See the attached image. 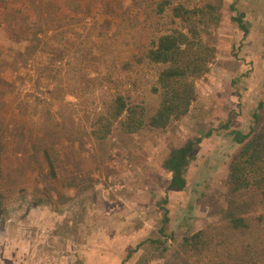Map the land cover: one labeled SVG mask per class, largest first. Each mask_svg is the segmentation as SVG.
<instances>
[{
    "label": "rangeland",
    "instance_id": "1",
    "mask_svg": "<svg viewBox=\"0 0 264 264\" xmlns=\"http://www.w3.org/2000/svg\"><path fill=\"white\" fill-rule=\"evenodd\" d=\"M169 1L191 8L205 0ZM232 2L224 0L218 26L204 23L200 28L203 40L215 49L214 59L208 73L195 81L197 99L188 114L164 130L145 126L126 135L114 126L103 141L89 135L94 113L112 98L114 85L127 87L132 100L145 108L147 120L155 112L159 96L152 88L162 67L143 60L142 49L154 35L176 28L171 8L145 23L132 12L121 21L101 15L93 4L86 12L81 4L82 16L71 23L74 32L65 26L56 39L42 40V54L19 69L16 86L2 101L8 129L16 128L23 137L5 134L0 264H135L146 252L141 249L127 259L128 252L157 232L164 209L166 232L173 239L218 219L212 209L224 206L231 194L229 162L240 149L229 131L247 133L264 122V0H237L248 25L246 36L231 21ZM68 8L64 11L72 16ZM93 42L100 57L86 51ZM25 46L11 42L0 29V52L7 64ZM97 71L111 76L110 89L91 84L79 92L82 81ZM54 93L57 100L49 102ZM226 123L229 130L223 129ZM209 131L212 135L204 137ZM192 137L202 141L186 187L166 192L168 177L161 163L171 147ZM45 149L55 176L44 161Z\"/></svg>",
    "mask_w": 264,
    "mask_h": 264
},
{
    "label": "trees",
    "instance_id": "2",
    "mask_svg": "<svg viewBox=\"0 0 264 264\" xmlns=\"http://www.w3.org/2000/svg\"><path fill=\"white\" fill-rule=\"evenodd\" d=\"M236 3L237 0H233L229 6L230 12L235 14L231 21L246 36L248 25ZM81 4L85 7L93 4L101 15L121 21L132 12L134 16L142 17L145 23L152 17H162L167 8H171L172 19L177 22L176 28L154 35L142 49L143 60L162 67L152 88V92L159 96L155 112L147 120L145 108L132 100L127 87L114 85L112 98L103 101L94 113L90 138L103 141L110 136L114 126L126 135H133L145 126L164 130L172 121L185 117L197 99L195 81L208 73L215 54V49L203 40L200 28L204 23L218 26L224 0H205L201 7L191 8L183 4L173 6L169 0L156 4L148 0H0L1 31L11 42L26 44L12 60L14 63L7 64L0 52V170L7 148L6 131L14 132L15 140L16 136L23 137L16 128L9 130L2 118L3 98L16 86L19 69H26L31 57H40L46 38L56 39L57 31L65 26H70L69 31L74 32L71 23L75 17L82 16ZM65 6L69 7L73 17L64 11ZM88 9L89 6L86 12ZM95 48L98 49L93 42L86 51L93 57H100L94 54ZM86 79L80 84L79 92L91 84H103L106 89L109 88L107 83L114 84L106 72L99 75L97 71L93 78L87 76ZM51 99L49 102L57 100L55 93ZM53 102L47 104L48 115ZM253 116L258 122V116ZM223 129L229 130L228 123ZM229 132L240 149L229 162L231 194L225 199L224 206L216 205L212 209L218 219L197 232L173 239L168 238L166 232L169 217L164 209L157 232H152L129 252L128 256L141 249L146 252L136 264H264V122L257 130L251 129L247 133ZM211 135L209 131L204 137ZM201 141L202 137H192L182 145L170 148L161 163V169L168 177L166 192L184 190L194 151ZM46 150L43 152L44 161L50 168V175L55 176L53 161ZM66 187L71 188L72 184ZM238 193L242 195L235 197ZM169 241L171 243L167 244Z\"/></svg>",
    "mask_w": 264,
    "mask_h": 264
},
{
    "label": "flooded vegetation",
    "instance_id": "3",
    "mask_svg": "<svg viewBox=\"0 0 264 264\" xmlns=\"http://www.w3.org/2000/svg\"><path fill=\"white\" fill-rule=\"evenodd\" d=\"M232 140H233V142H234L233 136H232ZM234 143H235V142H234ZM236 144H237V143H236ZM182 191H183V190H182ZM139 243H140V242H139ZM139 243H138V244H139ZM138 244H137V245H138ZM137 245H136V246H137ZM136 246H135L133 249H131L130 251L134 250V249L136 248ZM130 251H129V252H130ZM129 252H128V254H129ZM138 253H140V250H137L135 253H132V255H130V256L127 255V256H128L127 259L132 258V256H134L135 254H138ZM138 259H139V258H138ZM137 262H138V260L135 262V264H136Z\"/></svg>",
    "mask_w": 264,
    "mask_h": 264
}]
</instances>
